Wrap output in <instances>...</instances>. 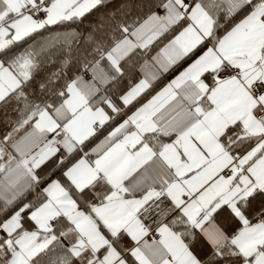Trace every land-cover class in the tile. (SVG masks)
Instances as JSON below:
<instances>
[{"label": "snow or ice", "instance_id": "obj_1", "mask_svg": "<svg viewBox=\"0 0 264 264\" xmlns=\"http://www.w3.org/2000/svg\"><path fill=\"white\" fill-rule=\"evenodd\" d=\"M0 264H264V0H0Z\"/></svg>", "mask_w": 264, "mask_h": 264}, {"label": "crops", "instance_id": "obj_2", "mask_svg": "<svg viewBox=\"0 0 264 264\" xmlns=\"http://www.w3.org/2000/svg\"><path fill=\"white\" fill-rule=\"evenodd\" d=\"M192 59H194V57ZM192 59L189 60L187 63H185V65L182 68L178 69L175 74H179L180 71H183L185 68H187L192 63ZM21 134H23V132H21Z\"/></svg>", "mask_w": 264, "mask_h": 264}, {"label": "trees", "instance_id": "obj_3", "mask_svg": "<svg viewBox=\"0 0 264 264\" xmlns=\"http://www.w3.org/2000/svg\"><path fill=\"white\" fill-rule=\"evenodd\" d=\"M189 60H191V59H188L187 62H188ZM187 62H186V63H187ZM182 63H183V62H182ZM184 65H185V63H183V66H184ZM181 68H182V67H181ZM179 69H180V68H179ZM163 82H164V81L161 82V85L163 84Z\"/></svg>", "mask_w": 264, "mask_h": 264}]
</instances>
